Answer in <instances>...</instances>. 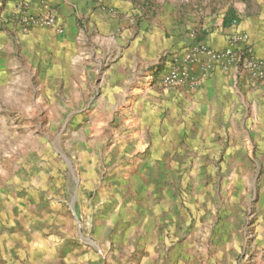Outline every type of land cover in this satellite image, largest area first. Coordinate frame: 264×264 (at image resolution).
<instances>
[{
	"label": "rangeland",
	"instance_id": "obj_1",
	"mask_svg": "<svg viewBox=\"0 0 264 264\" xmlns=\"http://www.w3.org/2000/svg\"><path fill=\"white\" fill-rule=\"evenodd\" d=\"M24 1V10L0 1L11 73L0 91V264H61L66 238L85 246L120 228L140 237L135 246L151 245L148 264H264V102L250 94L243 128L233 119L209 131L204 115L180 109L155 127L148 91L174 88L155 80L177 53L148 65L137 53V69L107 78L137 13L122 19L108 0L42 3L39 11ZM23 14L53 16V24L25 29ZM34 29L53 30L57 41L71 29L70 54L42 45L34 71L14 35ZM111 246L98 245L99 257Z\"/></svg>",
	"mask_w": 264,
	"mask_h": 264
},
{
	"label": "crops",
	"instance_id": "obj_2",
	"mask_svg": "<svg viewBox=\"0 0 264 264\" xmlns=\"http://www.w3.org/2000/svg\"><path fill=\"white\" fill-rule=\"evenodd\" d=\"M6 1L9 5L14 4L12 0ZM27 1L34 11H39L42 3L91 5L102 0ZM103 4L117 15H125L122 19L137 13V21H139L138 25L132 29V34H129V39L119 44L117 65L114 67L116 71L107 76V78L109 76L115 78L114 81L120 78L117 69H122L124 66L133 70L137 69V53H140L139 57L147 61L148 65L164 52L182 56L192 45L199 43L214 51H222L229 37L235 34H246L253 54L264 58V0H108ZM138 7L140 10H133ZM98 17L101 18L100 15ZM98 22L99 28L105 26L104 23ZM58 24L64 25L61 17ZM14 35L21 41L24 56L31 61L29 66L32 64L34 71L39 67L33 63L39 59L40 46L53 44L54 51L60 55H67L70 54V49L76 41L71 29H66L64 40L61 41L56 40L54 31L51 29H34L25 35L20 33H14ZM7 39L8 33L1 27L0 91L6 86L11 74L10 64L4 58V52L8 47ZM125 53H128V58ZM172 56L165 58V66L156 76L157 86L161 87L160 79L167 71ZM148 92L150 97L146 99V102L152 100L153 103L150 111L153 126L158 127L159 124L169 126L170 116L172 117L174 113L176 115V111L180 109L185 112L187 110L188 115L193 118L204 115L210 126L209 131H214L218 125H230L233 119H240L238 123L243 128L250 113L247 103L250 94H256L264 102V81L254 82L233 69L224 70L221 67H215L192 91L187 87L179 86L164 89L159 94L158 89L153 86ZM146 112L148 114V111ZM258 118L257 126L260 131H264V103ZM87 206L81 207L79 212L81 214L86 212ZM103 224L112 229L111 223ZM120 229L115 238L95 237L92 238L94 241H87L85 246H80L72 239L66 238L65 243L58 247L56 258L62 262L61 264H129L128 261L131 259L140 261L134 264H148L146 261L150 258L151 245L142 241L138 243L139 246H135L136 240L140 237L137 236L135 239L133 236L126 235L122 228ZM154 233L149 236L151 239ZM109 243H112L110 250L105 248V255L99 257L98 245L104 248L103 245L108 246ZM146 255L149 257L147 258Z\"/></svg>",
	"mask_w": 264,
	"mask_h": 264
},
{
	"label": "built area",
	"instance_id": "obj_3",
	"mask_svg": "<svg viewBox=\"0 0 264 264\" xmlns=\"http://www.w3.org/2000/svg\"><path fill=\"white\" fill-rule=\"evenodd\" d=\"M24 10V0H13ZM53 16L44 19L23 14L19 24L24 27L53 24ZM215 67L233 69L254 82L264 81V58L256 57L246 34H235L227 40L222 51H214L203 44H196L182 56L174 57L167 71L160 79L161 86L171 88L184 86L194 90Z\"/></svg>",
	"mask_w": 264,
	"mask_h": 264
}]
</instances>
